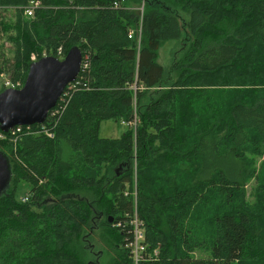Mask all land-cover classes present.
Wrapping results in <instances>:
<instances>
[{"label":"trees","instance_id":"16d2710c","mask_svg":"<svg viewBox=\"0 0 264 264\" xmlns=\"http://www.w3.org/2000/svg\"><path fill=\"white\" fill-rule=\"evenodd\" d=\"M32 1L0 0V77L24 85L30 55L60 57V47L63 56L72 48L82 55L88 50L92 60L55 105L54 138L22 137L18 158L11 138H0L12 168L10 186L0 195V264H98L86 260L92 251L86 242L98 228L108 234L118 261L135 264L128 244L136 175L145 243L152 254L163 250L153 254V263L140 264H245L264 218V181L254 203L245 191L249 155H264V0H146L140 47L129 33L138 26L141 0H37L26 15ZM170 40L184 46L167 69L158 57ZM6 88L4 82L0 92ZM227 88H234L236 99L226 129L213 112L193 149L172 139L178 95ZM135 116L136 128L128 126L120 138L100 135L104 120ZM175 151L186 155L185 173L196 167L193 185L162 187L159 199L150 197L143 178L151 183V168L161 170ZM22 180L31 184L27 202L15 196ZM214 195L225 211L215 214L204 236L190 214ZM199 249L208 256L194 254Z\"/></svg>","mask_w":264,"mask_h":264},{"label":"rangeland","instance_id":"374dc122","mask_svg":"<svg viewBox=\"0 0 264 264\" xmlns=\"http://www.w3.org/2000/svg\"><path fill=\"white\" fill-rule=\"evenodd\" d=\"M140 5H136L138 9ZM181 17L184 21H188L189 14L183 10H179ZM10 43H6V47L10 46ZM183 41L181 40H170L167 41L159 50L158 61L167 69H170L173 64L180 59L183 52ZM37 53H32L31 56ZM8 55H12L11 51L8 50ZM39 56V55H38ZM0 77V90L3 87V84L6 80H11L9 76L6 74ZM23 87V83L21 80H17ZM157 89H162L161 87H157ZM234 88L227 89H212L210 91H206L205 93H193L188 92L185 95L181 94L176 97V102L174 106L175 112V125L176 132L173 135L172 139L179 140L180 144H187L185 148L193 149L195 144L199 138V136L206 129V125L208 123V118L212 115V113H216L218 117L217 125L221 129H226L230 124V117L228 114V106L235 101V92ZM155 90H151V93ZM171 109L172 107L169 106ZM127 127L123 122L116 121L115 119L104 120L101 123L100 127V135L102 137L109 138H120L121 135L127 130ZM63 143V142H62ZM63 151L65 153L71 152L70 147H65L63 144ZM175 156L171 158V160L163 167L161 170L157 172H153V181L148 183L146 178H143V183L145 188L147 189V195H150L152 198H158V195L161 193V188L164 187L165 190L168 188H173V186H186L193 185L194 183V175L196 171V167H191V173H185L183 169L184 163H186V155L179 151H175ZM179 153V154H178ZM179 155V156H178ZM137 160L133 161V168L136 169ZM164 174H168L170 178H164ZM137 180L138 176H134V196L135 201L137 198ZM264 181V155L259 156L255 154H250L248 157V161L246 164V197L250 202H255L256 194L255 188L257 184ZM43 182V179L41 183ZM31 189V184L27 181L22 180L16 190L15 196L18 200H22V198L26 195L27 192ZM126 195L129 192L125 193ZM160 198V196H159ZM158 198V199H159ZM208 205H203L199 207V211H194L190 214L193 217L194 221L197 223L201 222V228L199 230L202 235H209L210 228L213 227V218L215 214L222 213L225 211V206L223 205L221 199L216 195L211 196V200L209 198ZM161 206H165L162 202ZM138 212H142L140 204L137 202ZM143 213V212H142ZM110 221V220H109ZM112 222V221H110ZM98 231L96 234L93 233V236L88 237V242L86 245L91 246L90 252H88L86 256V260L96 261L99 260L98 264H124L122 261H118L119 257L116 256L115 252L108 247V234L101 228L96 229ZM158 230H153V234L157 235ZM86 234V232H84ZM155 235V236H156ZM132 241L128 244L131 247ZM161 242L156 243V246H159ZM162 245V244H161ZM163 253L162 248H156L155 254L157 257ZM133 260L134 255L131 251ZM198 256H208V250L199 249L196 250L195 253ZM99 255V256H97ZM247 259L248 261L245 264H264V218L260 217L257 222L256 227V238L253 241L251 247L247 249ZM118 261V262H117ZM147 262L153 263L152 256L150 255L147 259Z\"/></svg>","mask_w":264,"mask_h":264},{"label":"water","instance_id":"95a60500","mask_svg":"<svg viewBox=\"0 0 264 264\" xmlns=\"http://www.w3.org/2000/svg\"><path fill=\"white\" fill-rule=\"evenodd\" d=\"M81 63L79 48H72L63 59L44 56L32 62L22 88L0 92L1 130L44 123L66 87L78 77ZM11 179L10 158L0 151V195L9 188Z\"/></svg>","mask_w":264,"mask_h":264},{"label":"built area","instance_id":"2783aa9c","mask_svg":"<svg viewBox=\"0 0 264 264\" xmlns=\"http://www.w3.org/2000/svg\"><path fill=\"white\" fill-rule=\"evenodd\" d=\"M145 4H146V0H141V4L138 7V11H139V15H140V20L138 23V26L133 29L130 30L129 33V38L135 39L138 46L140 47L141 44V39H142V30H143V15H144V10H145ZM39 6V1L34 0L30 3V5L26 8L25 10V14L26 15H32L34 9ZM115 6H118V3H115ZM58 55L60 56L59 58L64 57L63 56V49L62 47H60L58 49ZM44 56H47L46 54ZM31 60L37 61L38 60V55L33 54L31 56ZM91 60H92V54L91 52H89L88 50H86L84 52V54L82 55V63H81V70L78 76H80L83 72L87 71L88 69H90L91 66ZM76 82H72L69 83V85L67 87H69L71 89V87H73V85ZM5 86L7 88H21V84L19 82H13L12 80H6L5 81ZM137 88V87H136ZM68 91V90H67ZM67 91L64 92V94L60 97V102L63 100L64 95L67 94ZM59 106V104H58ZM56 106L55 108H53L50 112L49 115L47 116V119L44 123H39V124H33V125H16L12 128L9 129V131L7 133H0V138L5 139L7 137L11 138V143L13 144L14 147V153L17 156V143L19 142V140L22 139V137L24 136H34V135H45L46 137L49 138H54L56 135V132H52V131H56L57 125H58V121H57V114L60 111V107ZM137 118L135 116L133 121H128V122H123V124H125L126 126H130L133 128H136L137 126ZM30 198V193L27 192L26 195L22 198V202H27ZM136 204V217L133 221L134 224V238L132 240L131 243V247H132V252L134 255V262L135 264H140V263H144L147 261L148 257L151 255L152 256V260H154L153 254L155 256H157L155 254V250L153 251V254L150 253L149 251V245H147L145 243V231L144 228L142 227V222L140 221L139 217H138V213H137V201H135Z\"/></svg>","mask_w":264,"mask_h":264}]
</instances>
